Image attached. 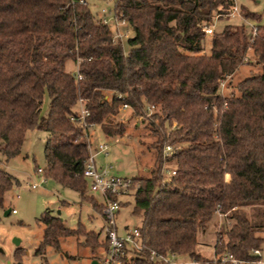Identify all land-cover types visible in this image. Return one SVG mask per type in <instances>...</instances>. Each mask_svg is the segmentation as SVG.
Instances as JSON below:
<instances>
[{"label":"trees","instance_id":"trees-1","mask_svg":"<svg viewBox=\"0 0 264 264\" xmlns=\"http://www.w3.org/2000/svg\"><path fill=\"white\" fill-rule=\"evenodd\" d=\"M235 7L234 0H118L112 12L133 33L124 52L83 0H0V207L20 185L4 166L32 129L47 133L43 177L87 200L88 131L79 100L88 130L109 138L125 133L117 117L126 105L147 122L155 162L149 176L126 178L144 248L122 264H156L150 252L199 264L197 237L217 213L229 223L215 234L217 259L209 264H230L221 262L225 256L261 261L253 252L264 249V24L214 31ZM240 11L244 20L261 19ZM69 61L80 80L67 71ZM252 63L259 72L233 87L230 80L223 95L222 83ZM37 221L43 227L37 256L82 233L48 210Z\"/></svg>","mask_w":264,"mask_h":264},{"label":"rangeland","instance_id":"rangeland-1","mask_svg":"<svg viewBox=\"0 0 264 264\" xmlns=\"http://www.w3.org/2000/svg\"><path fill=\"white\" fill-rule=\"evenodd\" d=\"M88 5L92 15L101 20V10L113 7L112 2L106 0H83ZM235 8L230 15L217 20L213 30L221 31L226 24L244 25L246 29H251L258 24H264V0H234ZM240 8H244L251 13L261 17L257 21L244 20L241 17ZM108 19L114 41H121L124 52L128 51L127 40L133 33L126 23L114 20L113 12L105 15ZM210 36L205 40V51L210 49ZM253 61V60H252ZM242 66L232 78L227 79L221 85L223 95H228L227 89L231 80L232 87L240 80L257 74L259 68L254 63ZM67 71L74 73L77 67L69 61L66 65ZM231 87V88H232ZM48 97L44 95L41 115L44 116L48 110ZM122 121L126 131L122 136L105 137L98 128H92L90 132L91 146L95 148L99 143L108 144V155L98 154L94 157L97 166H111L110 173L121 178L147 177L154 167L155 151L151 145L154 138L146 127V121L134 117L131 111L120 113L117 117ZM47 133L32 129L27 131L20 153L11 159L4 170L17 179L19 186H14L6 193L2 207H0V264H91L93 260L103 263L107 251L103 227L104 217L102 210L98 207L94 210L91 202L102 204V198L98 194L90 192L87 187V200H82L78 193L67 188H63L52 180H44L36 169L45 167L44 146ZM38 184L35 189L30 186ZM134 206L133 194L123 198L121 207L116 213V224L118 232L121 234L125 227L133 228L139 224V219L132 216ZM12 210L15 213H12ZM46 210L52 215L60 217L65 226L69 229L82 227V233L62 239L60 250L47 248L43 256H37L36 250L43 234V227L38 223V219ZM6 211H10L6 215ZM224 216L215 214L212 223L205 234L197 237L198 246L196 250L202 260L199 264H209L210 260H216L214 256L215 234L226 222ZM99 235L95 241L94 235ZM19 241L16 245L15 241ZM20 250V258L14 257L15 250ZM179 261L191 260L187 257L177 256ZM90 261V262H89ZM198 264V263H194ZM250 264H264L258 261Z\"/></svg>","mask_w":264,"mask_h":264},{"label":"built area","instance_id":"built-area-1","mask_svg":"<svg viewBox=\"0 0 264 264\" xmlns=\"http://www.w3.org/2000/svg\"><path fill=\"white\" fill-rule=\"evenodd\" d=\"M112 2L113 4L118 0H106ZM112 8L107 7L101 10V22L108 25V19L105 15L110 13ZM114 15V14H113ZM114 16V20H115ZM117 20V19H116ZM123 23V21H122ZM205 33L211 35L213 33L212 28H205ZM75 76L78 80L81 79L77 70ZM121 112H126L129 108L123 105L120 108ZM153 108H149L148 112H152ZM79 120L83 124L86 133V142L89 157L85 163L83 170V177L89 182V190L94 194H98L102 198V215L104 217V235L107 242V251L105 254V259L102 264H122V260L125 259L129 254H134L142 251L144 245L141 240V235L138 229L135 227L131 229H126L123 234L118 232V227L116 224V213H118L123 198L129 197L133 193V188L131 187L130 180L126 178H121L110 173L112 167L109 166H97L94 157L98 154H103L107 156L108 144L106 142L99 143L95 148L91 146V136L90 130L85 124L84 120L89 115L88 111L84 108V102L79 100V110H78ZM172 152L170 147H166L164 150V157H169ZM37 173L42 176L45 183L46 179L43 177V169L39 168ZM174 175V172L171 173ZM38 184H32L30 187L35 189ZM12 213H15L12 210ZM219 214V213H217ZM254 255L262 257L264 254V249L261 251H254ZM150 257L156 264H194L195 262L179 261L177 260V255L168 254L166 256L159 255L155 252H150ZM221 262H228L230 264H250L254 262H244L237 261L232 256H225L222 258Z\"/></svg>","mask_w":264,"mask_h":264},{"label":"water","instance_id":"water-1","mask_svg":"<svg viewBox=\"0 0 264 264\" xmlns=\"http://www.w3.org/2000/svg\"><path fill=\"white\" fill-rule=\"evenodd\" d=\"M9 212H10V211H6L5 214L8 215ZM15 244L18 245V244H19V241L16 240V241H15ZM91 264H102V263H99L97 260H93V261L91 262Z\"/></svg>","mask_w":264,"mask_h":264},{"label":"crops","instance_id":"crops-1","mask_svg":"<svg viewBox=\"0 0 264 264\" xmlns=\"http://www.w3.org/2000/svg\"><path fill=\"white\" fill-rule=\"evenodd\" d=\"M9 213H10V212H9ZM124 229L126 230V229H130V228H128V227H125ZM124 232H125V231H123V233H124ZM123 233H121V234H123ZM263 256H264V254H263ZM263 256H262V259H261V261H263ZM89 262H90V261H89ZM98 262H99V261H98ZM182 262H183V261H182ZM99 263H101V262H99Z\"/></svg>","mask_w":264,"mask_h":264}]
</instances>
